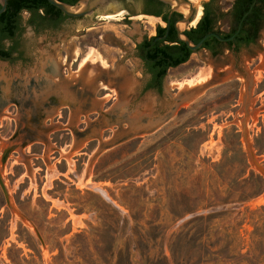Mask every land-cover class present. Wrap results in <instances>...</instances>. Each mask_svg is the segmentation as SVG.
<instances>
[{
	"label": "rangeland",
	"instance_id": "obj_1",
	"mask_svg": "<svg viewBox=\"0 0 264 264\" xmlns=\"http://www.w3.org/2000/svg\"><path fill=\"white\" fill-rule=\"evenodd\" d=\"M133 9L40 34L22 14L23 59L0 60V264H264V49L199 51L141 94L136 45L165 25Z\"/></svg>",
	"mask_w": 264,
	"mask_h": 264
},
{
	"label": "flooded vegetation",
	"instance_id": "obj_2",
	"mask_svg": "<svg viewBox=\"0 0 264 264\" xmlns=\"http://www.w3.org/2000/svg\"><path fill=\"white\" fill-rule=\"evenodd\" d=\"M117 1L122 8L132 13L133 17L136 12L132 6L142 5V14L160 19L165 25L163 28L167 29L166 33H160L157 29L153 37L143 39L136 45V53L143 63L145 75L141 94L151 92L161 96L169 70L179 67L172 65L184 59L187 50H190L179 40L176 32V23L182 17L177 13H171V8L159 0ZM203 18L204 21L198 31L192 32ZM191 25L188 26L185 34L194 45L208 35H218L221 39L209 37L197 52L205 51L211 58H217L230 51L239 61L243 51L264 49V0H207L198 23L194 27ZM153 38L156 40L155 44L153 47H147L145 43ZM157 47L169 48L170 55L162 56L157 63H154L155 59L151 58L150 54ZM253 60L259 61V58Z\"/></svg>",
	"mask_w": 264,
	"mask_h": 264
},
{
	"label": "trees",
	"instance_id": "obj_3",
	"mask_svg": "<svg viewBox=\"0 0 264 264\" xmlns=\"http://www.w3.org/2000/svg\"><path fill=\"white\" fill-rule=\"evenodd\" d=\"M60 2L74 5L79 0H58ZM1 9V6H0ZM30 14L27 25L32 27L37 34L43 33L48 30H57L62 26L69 17L62 11L52 6L47 0H10L6 12L0 15V60L13 62L14 60H22L23 52L21 51L20 38L24 31L22 14ZM204 18L200 21L198 27L193 29L192 32H197L202 25ZM160 33H166L167 29L158 28ZM155 39L147 41V47H153ZM9 42L10 47L5 48L4 43ZM176 48V47H174ZM172 49V48H171ZM169 48H156L150 54V57L155 59L157 63L161 57L170 55ZM192 51L187 50L184 59L176 61L172 66L178 67L189 61ZM15 55L17 57L15 58ZM166 75V72H165ZM164 75V76H165Z\"/></svg>",
	"mask_w": 264,
	"mask_h": 264
},
{
	"label": "water",
	"instance_id": "obj_4",
	"mask_svg": "<svg viewBox=\"0 0 264 264\" xmlns=\"http://www.w3.org/2000/svg\"><path fill=\"white\" fill-rule=\"evenodd\" d=\"M10 0H0V15L4 14L8 8ZM52 6L62 11L67 17L73 19H82L95 14L97 11L115 10L116 7H120L117 0H79L76 4L70 5L58 0H47ZM163 4L171 8V13H177L182 18L176 23V32L180 41L184 42L190 51L197 52L200 50L204 42L211 36L218 39V35H208L202 39L197 45H194L191 40L186 36L185 29L182 30L180 25L185 24L186 29L197 18L198 10L194 8V4L190 0H159ZM133 8L142 7V5H133ZM182 27V26H181ZM221 40V39H220ZM232 40V39H230ZM111 142L104 143L99 149L98 153L94 156V159L103 151L105 147H108ZM250 157L253 159L252 153ZM254 163L255 160L253 159Z\"/></svg>",
	"mask_w": 264,
	"mask_h": 264
},
{
	"label": "bare ground",
	"instance_id": "obj_5",
	"mask_svg": "<svg viewBox=\"0 0 264 264\" xmlns=\"http://www.w3.org/2000/svg\"><path fill=\"white\" fill-rule=\"evenodd\" d=\"M191 1V0H190ZM192 2V1H191ZM193 3H194V5L198 8V15H197V18H196V20L193 22V24L191 25V26H195L196 24H197V22L199 21V19H200V17H201V15H202V9H201V7H200V5L197 3V2H194L193 1ZM114 17V15H105V16H103V18H105V19H111V18H113ZM152 24H153V22H151ZM150 23V24H151ZM183 25V24H182ZM185 25V24H184ZM153 26V25H152ZM77 56V52H74V57H76ZM86 60H87V58H86ZM86 60H84V61H86ZM87 62V61H86ZM84 64H85V62H84ZM104 65V64H103ZM82 66H84L83 65V63H82ZM81 68V67H80ZM85 69V66L81 69V70H84ZM77 73H79V72H77Z\"/></svg>",
	"mask_w": 264,
	"mask_h": 264
}]
</instances>
